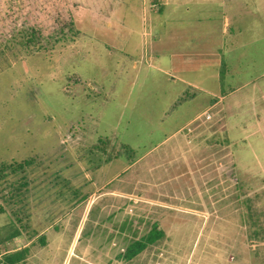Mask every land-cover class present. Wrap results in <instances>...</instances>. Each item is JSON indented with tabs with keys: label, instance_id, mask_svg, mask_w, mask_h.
I'll list each match as a JSON object with an SVG mask.
<instances>
[{
	"label": "rangeland",
	"instance_id": "obj_1",
	"mask_svg": "<svg viewBox=\"0 0 264 264\" xmlns=\"http://www.w3.org/2000/svg\"><path fill=\"white\" fill-rule=\"evenodd\" d=\"M146 16L139 0H0V164L30 162L0 175V258L264 264L260 27L237 45L219 16L166 35ZM226 46L243 63L221 81ZM154 221L162 237L117 257Z\"/></svg>",
	"mask_w": 264,
	"mask_h": 264
},
{
	"label": "crops",
	"instance_id": "obj_2",
	"mask_svg": "<svg viewBox=\"0 0 264 264\" xmlns=\"http://www.w3.org/2000/svg\"><path fill=\"white\" fill-rule=\"evenodd\" d=\"M142 10H145V15L150 24H154L156 27H163L159 31L161 35L174 30L175 26L178 31L181 29V25L185 22L181 21L186 16L193 17V20H205L208 28L219 18L222 19L223 27L221 34H225L229 31V26L233 23L231 30L230 42L238 45V41L242 34H244V27L259 26L260 32L258 33L259 40H264V0H139ZM152 4H155V12H149ZM149 8V9H148ZM192 20V21H193ZM194 22V21H193ZM252 27H248V30H252ZM174 30V33L176 32ZM157 39H159L157 34ZM243 51L240 54L235 55L234 51L226 46L223 50L220 49V57L222 59L219 67V76L221 81L225 78L229 79L235 74L239 75L238 65H241L243 61L237 60V58L243 57ZM170 58L175 54H170ZM233 65V66H232ZM264 72L257 75V78L262 77ZM250 81V80H249ZM255 80H252L254 84ZM244 83V82H243ZM243 83L237 87L243 88ZM257 85V84H256ZM254 86V85H253ZM255 91L260 90V85L254 86ZM234 90V89H232ZM222 94L220 97H224Z\"/></svg>",
	"mask_w": 264,
	"mask_h": 264
},
{
	"label": "trees",
	"instance_id": "obj_3",
	"mask_svg": "<svg viewBox=\"0 0 264 264\" xmlns=\"http://www.w3.org/2000/svg\"><path fill=\"white\" fill-rule=\"evenodd\" d=\"M30 162L25 159L22 162H9V163H1L0 164V172L2 171L3 173L0 175H3L5 172H13L16 171L20 165H28ZM15 196V195H14ZM3 197V196H2ZM1 210V208H0ZM252 215V213H250ZM257 214L253 215V223L259 222L258 224H261L259 221L258 217L256 216ZM264 230V225L259 227L258 229H255L254 234L259 235L261 231ZM164 234L162 228H160L157 224V221H154L150 228L145 231L143 234H141L139 237L135 239H130L127 240L125 243V247L123 249L122 253H118L117 257L122 258L124 260H131L135 255H137L139 252H141L147 245L154 243L157 239L162 237ZM18 235V230L15 229L14 231L10 232L6 236L8 238L14 237ZM2 240V239H1ZM43 241V239L41 238ZM23 253L21 251L14 252V253H9L4 255V264H9L13 260H17L18 258H22Z\"/></svg>",
	"mask_w": 264,
	"mask_h": 264
},
{
	"label": "flooded vegetation",
	"instance_id": "obj_4",
	"mask_svg": "<svg viewBox=\"0 0 264 264\" xmlns=\"http://www.w3.org/2000/svg\"><path fill=\"white\" fill-rule=\"evenodd\" d=\"M25 248V247H24ZM26 249H19V250H17V251H12V252H7V253H2L3 254V256H2V258H0V264H4L5 263V261H4V255H6V254H9V253H14V252H18V251H21L22 253H23V256H24V254H25V251ZM23 258L24 257H22V258H18L17 260L15 259V260H13V261H11L9 264H21V261L23 260Z\"/></svg>",
	"mask_w": 264,
	"mask_h": 264
},
{
	"label": "built area",
	"instance_id": "obj_5",
	"mask_svg": "<svg viewBox=\"0 0 264 264\" xmlns=\"http://www.w3.org/2000/svg\"><path fill=\"white\" fill-rule=\"evenodd\" d=\"M155 6V4H152V7Z\"/></svg>",
	"mask_w": 264,
	"mask_h": 264
}]
</instances>
